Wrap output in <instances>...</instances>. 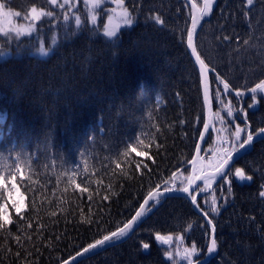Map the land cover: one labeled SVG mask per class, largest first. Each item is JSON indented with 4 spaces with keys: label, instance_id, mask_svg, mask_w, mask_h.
<instances>
[{
    "label": "trees",
    "instance_id": "obj_1",
    "mask_svg": "<svg viewBox=\"0 0 264 264\" xmlns=\"http://www.w3.org/2000/svg\"><path fill=\"white\" fill-rule=\"evenodd\" d=\"M88 1L0 0L4 12L25 18L32 7L53 13L37 35H0V197L7 202L15 186L25 198L24 211L0 219V264H63L131 221L150 192L187 186L205 122L187 47L191 10L184 0H116L132 24L110 26L101 10L107 0L95 23ZM215 3L197 40L212 80L215 130L204 156L214 164L235 125L243 127L249 89L264 80V0ZM249 123L264 126V108ZM235 166L252 179L229 175L198 202L216 231L217 254L205 264H264V140ZM193 246L194 263L208 253L210 228L187 199L169 197L128 240L78 264H173L166 251L188 264L176 249Z\"/></svg>",
    "mask_w": 264,
    "mask_h": 264
},
{
    "label": "snow or ice",
    "instance_id": "obj_2",
    "mask_svg": "<svg viewBox=\"0 0 264 264\" xmlns=\"http://www.w3.org/2000/svg\"><path fill=\"white\" fill-rule=\"evenodd\" d=\"M214 0H204V5L202 8L197 9L196 5L193 4L191 7L196 10L195 14L191 16V29L186 33L187 36V44L188 47L191 48L192 54L195 56L196 61L201 65V73L205 75L206 78V72H207V65L205 64L204 60L201 59L200 55L197 52L196 45L194 44V34L196 32V29L199 25L200 20L207 16L211 10H212V4ZM253 0H247V4L251 5ZM51 3L53 5H56L57 0H51ZM65 3H67V0H65ZM94 6H96L94 4ZM6 5L4 3H0V15H3L5 17V23L8 25V28L5 29L3 26H0V32H4L5 35H8V32L15 30L17 35H20L21 32L28 33L30 31L29 29H19L16 28L15 25L12 24L11 17L12 16H19V12H12L11 10L4 12ZM31 13V20L33 22H39L43 17L48 16L51 17L53 15L52 12H45L43 10H38L37 7H32L30 10ZM123 16V22L127 25L132 24V19L129 17L128 13L125 11L122 13ZM27 19V17H26ZM95 16H93V22L95 23ZM79 17L76 18V24H80ZM109 23H111V19L109 20ZM108 37H114L116 34L115 28L112 30L105 32ZM41 51L47 55V52L44 51L43 48H41ZM223 83V88L225 91L229 89V84L227 82L221 81ZM249 91L253 94L252 99L253 101H256V93H264V80H261L259 83H256L254 87H251ZM242 93L237 91L236 96H241ZM228 115L232 116V109L229 108ZM243 117L246 120L247 119V112L243 113ZM223 123V120H221ZM204 131L207 132L209 125L204 124ZM231 136L234 138V140L231 142V147H222L219 148L218 151H221L224 155L221 160H219L218 163L214 164V171L211 174L201 176L199 174L194 175L192 177L187 178V186H184L180 189L173 188L165 189V191H179L182 193L187 194L188 196H191V203L196 204V196L192 194L190 191L191 184L194 180H201L203 179V187L207 188L209 187L213 182L216 181L218 178H223L221 180V183L223 184L225 181H227L229 175L234 174L236 178H238L241 181L244 180H251V176H246L244 171L240 168H236L234 173L231 168H228L229 162L233 158L234 153H240V155H244L245 151L253 144V141L259 137L262 140H264V126L258 127L255 131L251 130V126L248 124H245L244 127H240L239 124L235 125L234 132L231 133ZM203 139V137H201ZM224 145H228L230 142L227 138H225L222 142ZM197 155H199V149H197ZM193 165L196 164V161L192 162ZM0 179H3L2 176H0ZM201 189H196V191H200ZM261 196H264V192L260 193ZM158 196V190L154 192H150L148 195V199L144 200V204L147 205L148 201L150 199H153V197ZM197 208H199V205H196ZM213 212L218 211L215 207V200H213L212 203V209ZM17 211L19 212V207H17ZM145 209L143 207L140 208L139 211L135 212V216L132 218L131 221L126 222L123 224L122 227H118V230L112 231L110 235H104L102 239L97 240L94 244H90L87 248L84 249V252H88L90 249L96 248L97 245L103 246L106 242L112 243L113 240L119 241L122 237L127 236L128 233L132 230V227L137 221L141 218L142 213H144ZM203 211V209H201ZM205 217L208 216V212H204ZM208 224H212V220H207ZM4 225L0 224V228H3ZM212 231L215 233V226H212ZM157 241H160L162 244H170L171 237H164L157 235L156 236ZM144 249H148L149 245L147 243L143 244ZM217 248V241L215 238L211 240V245L207 248V252L209 254H212L216 251ZM176 253L178 256H180L182 259L187 260L188 264H193L191 257L196 254V248L193 246L191 249L184 248L181 252L179 247L176 249ZM166 255L169 260L173 261V264H178V261L173 259V254L170 251H166Z\"/></svg>",
    "mask_w": 264,
    "mask_h": 264
},
{
    "label": "water",
    "instance_id": "obj_3",
    "mask_svg": "<svg viewBox=\"0 0 264 264\" xmlns=\"http://www.w3.org/2000/svg\"><path fill=\"white\" fill-rule=\"evenodd\" d=\"M186 2L190 5V7L193 4H195L193 2V0H186ZM197 9H198V7H197ZM192 10H193V14H195V11L196 10H194L193 8H192ZM202 23H203V19L200 20L199 25H198V27L196 29L195 34H194V44L195 45H196V42H197L198 32L200 30V27H201ZM188 50H189V53H190V55H191V57H192L195 65L197 66V68L199 70L200 75H201L202 89H203V95H204V105H205V124H208L209 125V128H208V131L207 132H205L204 131V128H203V133H202V136H201V137H203V139L200 138L199 143H198V146H197V149H199V155H197V151H196V157L194 159V161H196V164H198L199 167H200L199 175L204 176V175H208V174H211L212 173V172H206V173H204V162H203V159L201 158L202 152H203V149H204V146H205V143H206L207 138H208V136H209V134H210V132L212 130V127H213L212 85H211V79H210L208 70L206 72V78H205V75L201 73V65L196 61L195 56L192 54L191 48L188 47ZM258 139H260V138L258 137L254 141H256ZM247 150L245 151L244 155L246 154ZM244 155H240L239 152L238 153H234L233 154V158L229 162V164H228L227 167L228 168H231ZM195 165H193V166H195ZM192 176H194L193 173H192L191 177ZM201 182H203V179H201V180H194L192 182L191 187H190V191L192 192V194H194V191L196 190V188L198 187V185ZM171 196H174V197H185V198H187L191 202V196H188L187 194L182 193V192H179V191H161V192H158V196L153 197V199H150L148 201V204L147 205L143 204L142 207L145 209V211H144V213H142V216L137 221V223H135L133 225L132 230L128 233L127 236L122 237L119 241L113 240L112 243H107L106 242L103 246L97 245L96 248L90 249L88 252H84V250H83L81 253H79L78 255H76L74 257H72L70 260H68L64 264H78V263H80L81 261H83V260H85L87 258H90V257L95 256L96 254L100 253L101 251H103L104 249H106L108 247H112L114 245H117L119 243L124 242L125 240H127L129 237H131L135 233V231L137 230L138 226L140 225V223H141V221H142V219H143V217L145 215L146 210L153 203H155L158 200L164 199L166 197H171ZM201 196L202 195L197 196L196 197V204H193L192 203V205H193L195 211L207 222V220H209V218L208 217H205L204 213L199 208L196 207L197 200ZM208 225H209L210 230H211V240H212L213 238H215L216 231H215V233H213V231H212L213 224H208ZM158 242L161 243L160 241H158ZM163 245H167V244H163ZM216 253H217V248H216V251L214 253L208 254L205 259H203L201 261H198V262H195L194 264H205L206 262H208L209 260H211L216 255Z\"/></svg>",
    "mask_w": 264,
    "mask_h": 264
},
{
    "label": "rangeland",
    "instance_id": "obj_4",
    "mask_svg": "<svg viewBox=\"0 0 264 264\" xmlns=\"http://www.w3.org/2000/svg\"><path fill=\"white\" fill-rule=\"evenodd\" d=\"M49 1L51 2V0H49ZM103 1L104 0H89L88 1L90 6H91V8H94L93 9V14H94L95 18H97V19H99V14L95 10V8H96V6L102 4ZM214 3H215V0H214V2L212 4V9L214 7ZM94 4L96 6H94ZM119 9H124V8L121 7L116 2V0L104 1V4H103L101 10H102V14L105 17H106V15H108L107 16V23L110 26H112L114 24H119L120 20L123 18V16H122L123 12L120 11ZM74 10H76V9L70 10V12H72ZM7 11H9V9H7ZM11 11L12 12H17V11H13V10H11ZM126 12L128 13V11H126ZM211 12H212V10H211ZM10 19L12 21V24L15 25L16 28H19V29H29L30 28V31L28 33L21 32L20 35H17L16 31L13 30V31L8 32V35L11 34V35H13V37H15V38L17 37L19 39L26 38V37H31L33 35H37L38 26H39V23L41 22V20L39 22H33L31 20V15H30V17H28L26 19L23 16V14H21V13H20L19 16H12ZM110 19H111V23H109ZM120 24H122V22H120ZM0 26H3L5 29L8 28V25L5 23V17L3 15L0 17ZM0 35H5V34H4V32H0ZM43 42H44V40H43ZM44 44H45V42H44ZM208 162H209L208 164H210V165H212V163H213L211 160H209ZM4 197L7 200V202H2L1 201V197H0V219H2L4 222H8L9 221L10 209L13 208V206L15 205V209L17 210V207H19V212H22L24 210V207H25V199H24L23 195L20 193V191L16 187H13L12 189H10L9 192L4 194Z\"/></svg>",
    "mask_w": 264,
    "mask_h": 264
},
{
    "label": "flooded vegetation",
    "instance_id": "obj_5",
    "mask_svg": "<svg viewBox=\"0 0 264 264\" xmlns=\"http://www.w3.org/2000/svg\"><path fill=\"white\" fill-rule=\"evenodd\" d=\"M248 98L250 99L249 96H248ZM260 99H263V97H261ZM244 100H245V99H243V101H244ZM259 102H260V104L263 105V106H261V108L263 109V108H264V103H263L261 100H260ZM246 107H247V106H246ZM255 107H258V105H255ZM261 108H260V109H261ZM244 109L246 110V112L249 111L247 108H244ZM258 110H259V109H258ZM254 112H255V111H254ZM247 117H248V120H249V113H248V112H247ZM248 125H250V123H248ZM251 130L255 131L256 129L254 130V129L251 127ZM261 141H263V140H262V139L256 140V141H255V144H259V143H261ZM250 153H252V151H251ZM250 153H249V154H250ZM207 161H208V158H207ZM208 163H209V162H208ZM208 163H207V166H208ZM208 169H210V168H208ZM235 169H236V167H235ZM234 171H235V170H233V173H234Z\"/></svg>",
    "mask_w": 264,
    "mask_h": 264
},
{
    "label": "bare ground",
    "instance_id": "obj_6",
    "mask_svg": "<svg viewBox=\"0 0 264 264\" xmlns=\"http://www.w3.org/2000/svg\"><path fill=\"white\" fill-rule=\"evenodd\" d=\"M244 157L240 158L239 160L243 159Z\"/></svg>",
    "mask_w": 264,
    "mask_h": 264
}]
</instances>
